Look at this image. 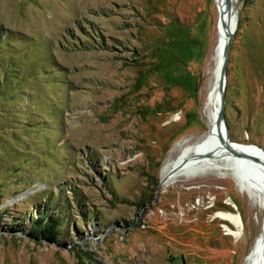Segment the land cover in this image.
Instances as JSON below:
<instances>
[{"label": "rangeland", "instance_id": "rangeland-1", "mask_svg": "<svg viewBox=\"0 0 264 264\" xmlns=\"http://www.w3.org/2000/svg\"><path fill=\"white\" fill-rule=\"evenodd\" d=\"M235 6L225 118L264 153V0ZM219 19L216 0H0V264H246L264 209L231 166L163 182L209 135ZM44 212L56 241L31 235Z\"/></svg>", "mask_w": 264, "mask_h": 264}, {"label": "bare ground", "instance_id": "bare-ground-1", "mask_svg": "<svg viewBox=\"0 0 264 264\" xmlns=\"http://www.w3.org/2000/svg\"><path fill=\"white\" fill-rule=\"evenodd\" d=\"M219 8L218 40L215 51L217 67L215 70V81L210 90L207 108L208 120L210 124L209 135L206 140L199 144L186 146L179 157L167 163L163 169V182L171 183L181 174L192 173L207 167L223 168L231 166L242 180L243 186L250 189L252 195L259 199L264 209V168L259 169V164L264 167V153L256 145L237 144L232 147L245 157H239L232 152L223 140L225 137V128L218 125V115L220 111V91L218 87L219 73L223 62V50L227 40V32L223 23L227 21L224 0H216ZM235 4V0H234ZM238 24L237 9L235 6L234 17L231 22V30L235 32ZM235 142V141H233ZM217 156H212L213 154ZM225 160L228 164H223ZM223 162V163H222ZM251 162L255 169L248 163ZM197 173V172H196ZM216 217L224 220V227L227 234L239 237L243 232V219L240 213L232 211H217ZM246 264H264V217L261 222V231L249 254Z\"/></svg>", "mask_w": 264, "mask_h": 264}, {"label": "water", "instance_id": "water-1", "mask_svg": "<svg viewBox=\"0 0 264 264\" xmlns=\"http://www.w3.org/2000/svg\"><path fill=\"white\" fill-rule=\"evenodd\" d=\"M225 10L227 13V21L223 23L224 29L227 32V40L223 50V62L221 65L219 73V91H220V111L218 115V125H223L225 128V137L223 138L226 141L227 147L235 153V155L244 158L245 156L241 153L234 151L232 147L236 145V142H233L231 139L229 127L226 122L225 108H226V85H227V66L230 57L231 45L233 41L234 32L231 30V22L234 17L235 4L234 0H224Z\"/></svg>", "mask_w": 264, "mask_h": 264}, {"label": "trees", "instance_id": "trees-1", "mask_svg": "<svg viewBox=\"0 0 264 264\" xmlns=\"http://www.w3.org/2000/svg\"><path fill=\"white\" fill-rule=\"evenodd\" d=\"M59 203L56 202L55 205ZM61 216L55 213H43L38 218H35L34 229L31 235L35 238H44L49 241H56L62 232Z\"/></svg>", "mask_w": 264, "mask_h": 264}]
</instances>
